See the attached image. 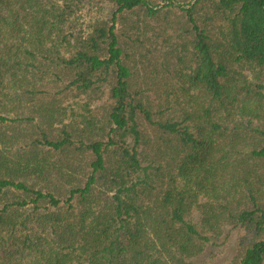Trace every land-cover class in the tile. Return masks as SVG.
Instances as JSON below:
<instances>
[{
    "label": "trees",
    "instance_id": "obj_1",
    "mask_svg": "<svg viewBox=\"0 0 264 264\" xmlns=\"http://www.w3.org/2000/svg\"><path fill=\"white\" fill-rule=\"evenodd\" d=\"M231 231L264 264V0H0V264H205Z\"/></svg>",
    "mask_w": 264,
    "mask_h": 264
},
{
    "label": "rangeland",
    "instance_id": "obj_2",
    "mask_svg": "<svg viewBox=\"0 0 264 264\" xmlns=\"http://www.w3.org/2000/svg\"><path fill=\"white\" fill-rule=\"evenodd\" d=\"M236 231L229 232L226 237H223L219 245L212 246L203 256L205 264H228L234 247H235V237Z\"/></svg>",
    "mask_w": 264,
    "mask_h": 264
}]
</instances>
